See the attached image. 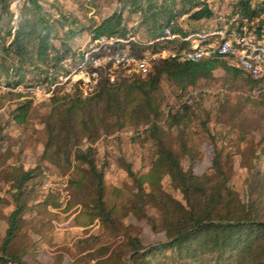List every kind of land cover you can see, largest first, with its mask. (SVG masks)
<instances>
[{
  "label": "trees",
  "instance_id": "trees-1",
  "mask_svg": "<svg viewBox=\"0 0 264 264\" xmlns=\"http://www.w3.org/2000/svg\"><path fill=\"white\" fill-rule=\"evenodd\" d=\"M145 1L150 12H153L150 18L155 24L153 29L148 30L150 35L159 33L164 26L175 21L177 15L187 12L188 18L195 23L215 17V11L205 0H181L177 11L173 12L167 8L164 14H159L155 0ZM118 2L123 8H142L141 0ZM0 5L3 11L12 15L9 0H0ZM162 5L163 3L160 8ZM27 7L36 11V19L31 20V17L21 13L16 26L13 27L14 31L9 29L6 32L11 39L8 43L4 41L1 50L6 55H11L19 66L26 68L29 65V69L36 75L51 63L49 52L55 50V47L50 43L52 28L44 17L45 13L38 0H28ZM238 7L245 15H257L264 8V0L259 10L252 7L249 0H241ZM191 8L193 10L189 12ZM158 17H163L164 21L158 20ZM174 28L181 30L177 25ZM194 29L197 27L188 30ZM124 31L121 15L114 12L96 25L92 34ZM75 35V31L68 30L70 39ZM25 63L28 65H23ZM218 67H222L227 74L234 77L244 75L248 86L253 85L243 71L222 59L212 58L198 62L162 59L154 64L152 72L144 78L136 77L115 84L102 81L98 90L87 97L63 95L49 99L51 108L44 121L47 138L40 160L47 161L59 169H73L69 182L74 198L67 207L80 205L78 213L74 216L75 224L87 226L97 219L100 227L106 229L109 234L121 232L126 240L119 251L126 250L129 255V258L123 260V264H157V256L160 255L168 260L165 261L166 264H205L210 261L213 264H264V172L259 169L251 172L246 190L247 199L243 201L228 184V178L221 168L219 149H215L212 172L197 176L191 169L194 157L189 153L184 141V152L189 156L187 169L181 166L180 156L165 146L157 135L160 129L157 122L162 119L158 102L162 82L165 80L185 90L201 80L210 79ZM11 68V75H15L13 66ZM31 103L32 100H24L15 107L12 117L16 123L26 122ZM189 107L184 104L169 113L166 119L168 125L171 127L183 123ZM133 115H136L135 120L131 117ZM110 119L115 122L113 127L108 126ZM125 119L135 121L136 124H147L146 122L152 120L145 131L153 137L155 145V156L146 172L136 174L126 166L135 189L127 205L107 201L103 166L96 164L95 149L91 146L85 149L79 147L83 139L98 135L100 129L107 132L114 127L122 128L126 124ZM40 176V166L26 170L20 167L9 169L6 185L7 190L11 192L13 209L9 213L5 233L0 240V264H26L18 254L11 252L10 248L19 236L26 215L33 211L28 201L36 194L37 185L40 190L42 180L33 181ZM164 177H168L170 186L181 194V200L171 196L170 203L158 204L157 198L164 191ZM89 178L93 180L91 189L83 185ZM58 198L49 193L42 201L37 202L35 207L41 210H46L47 206L59 207ZM151 209H154L157 215L149 213ZM129 211L136 218L145 219L152 230L162 231L165 240L143 246L138 235H131L128 228L122 224L121 219L127 216ZM33 232L39 233L35 229ZM102 249L104 254L108 253L107 247ZM120 253L112 251L107 259L119 257ZM90 256H94L93 251Z\"/></svg>",
  "mask_w": 264,
  "mask_h": 264
},
{
  "label": "rangeland",
  "instance_id": "rangeland-1",
  "mask_svg": "<svg viewBox=\"0 0 264 264\" xmlns=\"http://www.w3.org/2000/svg\"><path fill=\"white\" fill-rule=\"evenodd\" d=\"M9 1L12 15L3 11L0 5V80L5 83L31 80L35 76L27 63L23 64L28 65L26 68L19 66L11 55H6L1 50L4 41L8 43L11 39L6 32L9 29L11 32L14 31L17 12L19 15L23 13L31 17V20L37 17L36 11L27 7L28 0L19 2L18 11L14 6L16 0ZM180 1L155 0V4L159 14H164L167 8L173 12L177 11L181 6ZM240 1L205 0L215 11V15L218 12L232 11L239 6ZM38 3L42 6L44 17L52 28L50 43L55 48L66 47L73 38L79 42L86 40L96 25L114 12L121 15V26L125 30L132 24H141L140 31L146 36L150 35L148 30L155 27L153 19L150 18L153 12H150L145 0H141L142 8L139 10L129 9L128 6L123 8L118 0H38ZM249 4L258 10L262 8V0H249ZM192 10L191 8L189 12ZM260 13H264V8ZM188 14L187 12L177 15L175 19L181 30L207 24V22L196 24L194 20L188 18ZM158 18L164 21L163 17ZM69 29L76 34L71 39L68 37ZM11 66L15 75H11ZM248 88L244 75L234 77L227 74L222 67H218L210 79L201 80L185 90L164 80L158 96L162 119L157 122L160 126L157 135L165 146L180 156L183 169L189 167V156L184 152V144L194 157L191 169L197 176L212 172L215 149H219L221 168L228 178V184L243 201L247 199L246 190L251 172L256 169L264 172V96L251 99L248 96ZM194 89L197 90V94L187 104L190 107L186 112L185 121L178 126L170 127L166 121L169 115L165 116V108L171 106L169 113L179 109L174 107L175 104L181 102L183 96ZM24 100H32L31 109L26 122L18 124L12 113ZM50 101L21 99L13 93L0 92V240L4 236L7 218L13 209L11 192L7 190L6 185L9 169L20 167L26 170L40 166L42 176L33 181L42 180V185L40 190L38 185L35 187L37 192L28 201L33 211L26 215L19 236L12 242L10 251L18 254L26 264H123V260L129 258V255L126 250L119 251L126 240L121 232L109 234L106 229L100 227L97 219L87 226L75 224L74 216L78 213L80 205L67 207L74 198L69 182V178L73 176V169H59L47 161L40 160L47 138L44 121L50 112ZM131 117L135 120L136 115ZM125 120L126 124L122 128L114 127L107 132L100 129L98 135L91 139H83L79 147L85 149L91 146L95 149L96 164L103 166L107 201L127 205L135 189L126 166L136 174L146 172L155 156V145L148 131H144L138 137L125 134L126 130L144 125L142 122L136 124L135 121ZM146 123L149 126L152 120ZM114 125V120L110 119L108 126ZM113 134L115 136L110 142L99 141ZM52 176L56 179H51ZM64 176L68 178L67 187L61 186ZM47 182L53 185L51 189L43 187ZM162 184L164 191L157 198L158 204L170 203L171 196L181 200V194L170 186L168 177H164ZM83 185L91 189L93 180L89 178ZM64 189L67 191L64 192ZM49 193L59 197L60 206L55 208L47 206L46 210L36 208L35 204ZM149 213L157 215L154 209ZM121 221L131 235H138L143 246L165 240L162 231L152 230L145 219L136 218L131 211ZM34 229L39 233L33 232ZM102 247L108 248L107 254L103 253ZM92 251L94 256L91 257ZM112 251L121 252L120 256L107 259ZM165 261L168 260L164 256H157V264H166Z\"/></svg>",
  "mask_w": 264,
  "mask_h": 264
},
{
  "label": "built area",
  "instance_id": "built-area-1",
  "mask_svg": "<svg viewBox=\"0 0 264 264\" xmlns=\"http://www.w3.org/2000/svg\"><path fill=\"white\" fill-rule=\"evenodd\" d=\"M176 22H170L155 35L144 36L140 26L132 24L123 33H90L82 42L73 38L66 47L50 50L51 63L33 79L11 83L0 80V92H10L21 99L87 97L98 90L102 81L115 84L146 77L162 59L198 62L218 58L250 78L253 85L248 88L249 98L264 96V13L245 15L236 7L230 12H218L194 30L175 29ZM196 94L197 90L190 91L174 107L189 104ZM170 107L165 108L166 117ZM147 128L148 124H144L125 134L140 136ZM114 136L107 135L99 141L110 142ZM61 182L67 187V176ZM43 187L51 189L53 185L47 182Z\"/></svg>",
  "mask_w": 264,
  "mask_h": 264
},
{
  "label": "water",
  "instance_id": "water-1",
  "mask_svg": "<svg viewBox=\"0 0 264 264\" xmlns=\"http://www.w3.org/2000/svg\"><path fill=\"white\" fill-rule=\"evenodd\" d=\"M19 2H20V0H16L15 2H14V6L16 7V9L18 8L17 6H19ZM17 11H18V9H17ZM19 18V14H18V12H17V14H16V20Z\"/></svg>",
  "mask_w": 264,
  "mask_h": 264
},
{
  "label": "crops",
  "instance_id": "crops-1",
  "mask_svg": "<svg viewBox=\"0 0 264 264\" xmlns=\"http://www.w3.org/2000/svg\"><path fill=\"white\" fill-rule=\"evenodd\" d=\"M209 1V0H208ZM203 23V21H200V22H196V24H198V25H200V24H202Z\"/></svg>",
  "mask_w": 264,
  "mask_h": 264
},
{
  "label": "bare ground",
  "instance_id": "bare-ground-1",
  "mask_svg": "<svg viewBox=\"0 0 264 264\" xmlns=\"http://www.w3.org/2000/svg\"><path fill=\"white\" fill-rule=\"evenodd\" d=\"M21 1V0H20Z\"/></svg>",
  "mask_w": 264,
  "mask_h": 264
}]
</instances>
